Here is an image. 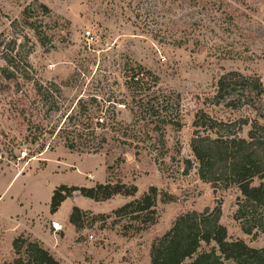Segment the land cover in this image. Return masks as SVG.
<instances>
[{
  "label": "rangeland",
  "instance_id": "374dc122",
  "mask_svg": "<svg viewBox=\"0 0 264 264\" xmlns=\"http://www.w3.org/2000/svg\"><path fill=\"white\" fill-rule=\"evenodd\" d=\"M85 30L99 34V43L88 47ZM136 67L157 77V96L176 103L166 113L182 128H165V146L147 112L133 110L144 98L134 100L129 87ZM230 71L264 81V0H0V264L13 263L20 236L42 243L61 264H151L153 241L177 217L218 203L229 240L264 248V232L247 235L234 218L240 192L203 182L190 147L201 110L264 125V98L261 118L210 104ZM40 85L49 96L38 94ZM97 104L110 107L116 125L95 128L87 142L74 138L71 117H92ZM23 151L28 157L20 160ZM107 182L138 192L106 202L75 193L50 213L57 187ZM151 187L159 194L154 224L115 215ZM75 206L84 212L81 229L68 223ZM52 222L64 230L55 232Z\"/></svg>",
  "mask_w": 264,
  "mask_h": 264
},
{
  "label": "trees",
  "instance_id": "16d2710c",
  "mask_svg": "<svg viewBox=\"0 0 264 264\" xmlns=\"http://www.w3.org/2000/svg\"><path fill=\"white\" fill-rule=\"evenodd\" d=\"M24 14L27 16V10ZM127 74L134 100L144 94V98L134 101L133 110L137 108L135 113L138 115L147 112L145 120L157 128L160 141L165 146V128H182L178 117L166 113L167 106L174 102L157 96V77L142 67L130 68ZM37 90L38 94L49 96V88L40 85ZM263 98L264 81L260 77L230 71L218 80L216 94L210 104L223 105L232 111L248 109L261 118ZM177 103L180 106L178 99ZM81 116L84 120L71 117L74 129L70 134L86 142L87 138L95 137V128L116 125L115 114L110 107L99 104L92 117L85 113ZM94 119L96 123H93ZM192 126L194 132L190 147L199 165L200 179L217 189L237 188L241 196L237 199L235 220L247 235L264 232V125L248 118L224 121L201 110L195 115ZM246 126L250 130L245 137L241 133ZM66 146L73 150L77 144L67 138ZM137 192L136 186L122 182L99 183L92 187L61 185L52 194L50 213L56 214L75 193L95 202H106L116 196L133 197ZM158 195L157 188L151 187L140 199L125 204L114 213L120 218L129 217L140 225H152L156 221ZM83 214L82 209L73 207L69 223L81 229ZM221 218V203L213 210L207 208L203 212L190 211L180 215L165 234L153 241L151 264H264V248H252L243 240H229ZM12 246L16 258L11 264H61L39 241L20 236ZM204 246L209 249H203Z\"/></svg>",
  "mask_w": 264,
  "mask_h": 264
},
{
  "label": "built area",
  "instance_id": "2783aa9c",
  "mask_svg": "<svg viewBox=\"0 0 264 264\" xmlns=\"http://www.w3.org/2000/svg\"><path fill=\"white\" fill-rule=\"evenodd\" d=\"M83 39L85 40L86 45H88V47L99 43V41L101 40V37L99 36V34L95 33L92 30H85L83 32ZM28 157V153L26 151H23L19 158L20 160H25ZM92 178V177H90ZM52 228L54 229L55 232H61L64 230L63 225H61L58 222H52ZM91 239H93V236H90Z\"/></svg>",
  "mask_w": 264,
  "mask_h": 264
},
{
  "label": "crops",
  "instance_id": "0c3cea01",
  "mask_svg": "<svg viewBox=\"0 0 264 264\" xmlns=\"http://www.w3.org/2000/svg\"><path fill=\"white\" fill-rule=\"evenodd\" d=\"M69 199H71V198H69ZM67 200H68V199H67ZM67 200H66V201H67ZM66 201H65V202H66ZM65 202H64V203H65ZM57 213H58V212H57ZM70 214H71V213H70ZM68 223H69V220H68ZM69 225L72 226L70 223H69Z\"/></svg>",
  "mask_w": 264,
  "mask_h": 264
},
{
  "label": "water",
  "instance_id": "95a60500",
  "mask_svg": "<svg viewBox=\"0 0 264 264\" xmlns=\"http://www.w3.org/2000/svg\"><path fill=\"white\" fill-rule=\"evenodd\" d=\"M216 192V191H215Z\"/></svg>",
  "mask_w": 264,
  "mask_h": 264
}]
</instances>
